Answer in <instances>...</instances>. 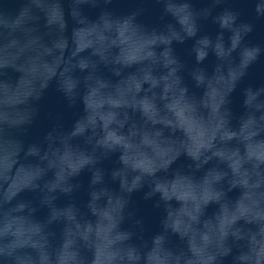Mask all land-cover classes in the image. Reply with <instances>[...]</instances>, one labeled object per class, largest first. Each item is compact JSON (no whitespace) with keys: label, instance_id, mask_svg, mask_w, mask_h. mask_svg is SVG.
<instances>
[{"label":"water","instance_id":"water-1","mask_svg":"<svg viewBox=\"0 0 264 264\" xmlns=\"http://www.w3.org/2000/svg\"><path fill=\"white\" fill-rule=\"evenodd\" d=\"M0 264H264V0H0Z\"/></svg>","mask_w":264,"mask_h":264}]
</instances>
